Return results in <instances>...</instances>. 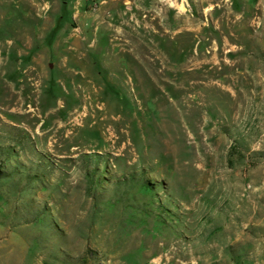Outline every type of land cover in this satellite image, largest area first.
<instances>
[{
    "label": "rangeland",
    "instance_id": "374dc122",
    "mask_svg": "<svg viewBox=\"0 0 264 264\" xmlns=\"http://www.w3.org/2000/svg\"><path fill=\"white\" fill-rule=\"evenodd\" d=\"M0 264H264V0H0Z\"/></svg>",
    "mask_w": 264,
    "mask_h": 264
},
{
    "label": "bare ground",
    "instance_id": "6f19581e",
    "mask_svg": "<svg viewBox=\"0 0 264 264\" xmlns=\"http://www.w3.org/2000/svg\"><path fill=\"white\" fill-rule=\"evenodd\" d=\"M75 119V118H74ZM83 119V118H82Z\"/></svg>",
    "mask_w": 264,
    "mask_h": 264
}]
</instances>
